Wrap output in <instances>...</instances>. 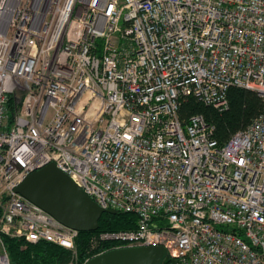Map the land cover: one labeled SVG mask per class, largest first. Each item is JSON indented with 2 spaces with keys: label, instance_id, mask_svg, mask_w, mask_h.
Instances as JSON below:
<instances>
[{
  "label": "built area",
  "instance_id": "built-area-1",
  "mask_svg": "<svg viewBox=\"0 0 264 264\" xmlns=\"http://www.w3.org/2000/svg\"><path fill=\"white\" fill-rule=\"evenodd\" d=\"M6 1L0 264L2 237L61 247L69 264L106 245L162 247L173 264H264V111L222 146L201 115L179 117L188 97L227 110L231 87L264 103V0H46L37 21L35 0H11L5 16ZM49 164L136 228L91 236L80 261V232L14 192Z\"/></svg>",
  "mask_w": 264,
  "mask_h": 264
},
{
  "label": "trees",
  "instance_id": "trees-1",
  "mask_svg": "<svg viewBox=\"0 0 264 264\" xmlns=\"http://www.w3.org/2000/svg\"><path fill=\"white\" fill-rule=\"evenodd\" d=\"M228 108L219 112L211 106H205L194 98H186L179 108V117L183 124L193 115H201L205 121L214 126V139L222 146L234 133L248 127L264 111V103L253 91L231 87L227 92ZM117 215L103 214L98 222V230L79 233L76 240L78 259L81 261L86 252L93 251L91 236L101 232H118L134 230L137 226L135 215L118 212ZM10 264H69L71 253L50 243L24 244V242L1 238ZM25 245V248L22 246ZM113 245H106L110 250ZM96 248V247H95ZM95 253V252H94ZM92 253V254H94ZM163 264H173L164 259Z\"/></svg>",
  "mask_w": 264,
  "mask_h": 264
},
{
  "label": "water",
  "instance_id": "water-1",
  "mask_svg": "<svg viewBox=\"0 0 264 264\" xmlns=\"http://www.w3.org/2000/svg\"><path fill=\"white\" fill-rule=\"evenodd\" d=\"M14 192L60 224L81 233L97 231L103 214H119L98 207L54 164L27 176ZM165 256L162 247H124L97 255L87 264H163Z\"/></svg>",
  "mask_w": 264,
  "mask_h": 264
},
{
  "label": "bare ground",
  "instance_id": "bare-ground-1",
  "mask_svg": "<svg viewBox=\"0 0 264 264\" xmlns=\"http://www.w3.org/2000/svg\"><path fill=\"white\" fill-rule=\"evenodd\" d=\"M46 0H35L34 2V9L33 12L35 14V20H38L39 13L41 12ZM10 5H11V0H7L3 9V13L5 16L9 15L10 13ZM35 24H38L35 22Z\"/></svg>",
  "mask_w": 264,
  "mask_h": 264
}]
</instances>
